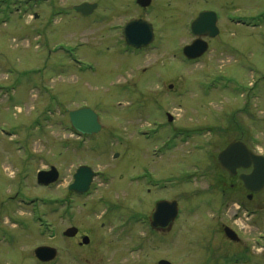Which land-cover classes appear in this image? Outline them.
Wrapping results in <instances>:
<instances>
[{
  "label": "rangeland",
  "instance_id": "obj_1",
  "mask_svg": "<svg viewBox=\"0 0 264 264\" xmlns=\"http://www.w3.org/2000/svg\"><path fill=\"white\" fill-rule=\"evenodd\" d=\"M81 2L97 7L78 15ZM206 10L221 15L219 33L184 62L189 24ZM132 18L153 26L143 50L123 42ZM83 107L101 124L85 139L68 118ZM180 129L199 134L172 140ZM236 138L264 155V0H0V264H49L35 256L41 246L56 251L55 264H215L214 250L231 254L217 264H264V189L238 196L257 215L218 193L216 156ZM82 165L96 176L79 196L67 187ZM51 166L58 180L39 185ZM206 193L218 201L207 206ZM158 198L182 210L168 231L151 233ZM69 226L90 245L66 241Z\"/></svg>",
  "mask_w": 264,
  "mask_h": 264
},
{
  "label": "water",
  "instance_id": "obj_2",
  "mask_svg": "<svg viewBox=\"0 0 264 264\" xmlns=\"http://www.w3.org/2000/svg\"><path fill=\"white\" fill-rule=\"evenodd\" d=\"M151 0H136V4L142 8L150 5ZM96 4L81 3L73 7V10L82 15H88L95 9ZM216 13L213 11H202L191 22L190 30L193 35L200 37L206 35L214 37L218 33L216 26ZM122 36L128 46L140 49L148 46L154 39L153 27L148 21L138 18H132L126 22L122 29ZM207 50V43L197 38L192 43L184 46L182 54L188 59H196ZM168 120L172 117L168 114ZM69 121L71 126L85 134H94L100 131L101 125L98 122L97 114L90 108H80L69 112ZM217 162L220 168L235 174L237 168H248L252 166V171L245 175H240L245 187L252 192H259L264 187V156L253 153L241 142L233 141L228 144L217 155ZM58 171L54 166L48 170H40L37 173V183L39 185L48 186L58 180ZM94 177L93 170L86 166H79L74 174L73 181L68 185V190L83 194L88 191L92 179ZM178 214L176 201L158 200L152 214L151 227L164 228L171 226ZM76 227H69L63 235L72 237L76 234ZM226 236L232 240H237L236 233L229 227L224 228ZM86 242V237L83 238ZM35 256L41 261L52 260L56 251L47 246L37 247L34 251ZM159 264H170L166 260H161Z\"/></svg>",
  "mask_w": 264,
  "mask_h": 264
},
{
  "label": "flooded vegetation",
  "instance_id": "obj_3",
  "mask_svg": "<svg viewBox=\"0 0 264 264\" xmlns=\"http://www.w3.org/2000/svg\"><path fill=\"white\" fill-rule=\"evenodd\" d=\"M74 7V6H73ZM73 7H72V10H73ZM209 11H214L215 13H216V26L218 25V23L220 22V20H221V15L219 14V12L217 11V10H209ZM199 14V13H198ZM197 14V15H198ZM78 15H80V14H78ZM228 18V17H227ZM218 33H219V30H218ZM218 33H217V35H218ZM216 35V36H217ZM216 36H214V37H208V36H206V35H201L200 37H197V36H194L193 35V39L188 43V44H190V43H192V41H194L195 39H197V38H200V39H202V40H204L206 43H207V49H208V47H209V41L210 40H212V39H214ZM188 44H185V45H188ZM184 45V46H185ZM183 46V47H184ZM183 47H182V49H183ZM128 49H131L130 47H128ZM181 54H182V51H181ZM196 60V59H195ZM195 60H188V59H186L183 55H182V61H184V62H187V63H191V62H193V61H195ZM168 114V113H167ZM167 114H166V117H167ZM168 119V118H167ZM71 128V125H70V122H69V129ZM72 129V128H71ZM195 129V128H194ZM195 130H197V129H195ZM195 130H190V131H184L183 129H180V130H178L177 132H176V134L174 135V138L172 139V140H175L176 138H178L179 136H180V134H182V137H181V139L182 140H186V139H189V138H194L195 136H198V132L197 131H195ZM78 135V137H80V138H83V139H85V138H87V137H91V136H93L94 134H80V133H78L77 134ZM233 141H238V142H241V143H243V141H242V139L241 138H236V139H234ZM173 142V141H172ZM172 142L170 143V144H172ZM232 142V141H231ZM252 142V141H251ZM244 145H245V143H243ZM228 145V144H227ZM226 145V146H227ZM251 145L252 146H254V144L253 143H251ZM165 146H168V143H166L165 142ZM225 146V147H226ZM224 147V148H225ZM246 147H247V144H246ZM223 148V149H224ZM248 148V147H247ZM251 150V149H250ZM253 150V152L254 153H256V154H259V152H257V151H254V148L252 149ZM218 155V154H217ZM216 161H217V156H216ZM217 164H218V162H217ZM219 167V166H218ZM220 168V167H219ZM146 169V168H145ZM221 169V168H220ZM221 171H223V176L221 175V176H219V186H220V188L221 189H219V192L218 193H220L221 195H223V196H229V198L230 199H233V202L238 206V208H240V210H244L245 212H249V213H251V214H253V215H257V214H259V208L258 207H252V206H248V204L246 203V202H243L242 200H239L238 199V196H239V193H240V191H244V197L247 199V201H249V200H251L252 199V197L255 195V194H258L259 192H252V191H250V190H248L246 187H245V185H244V183H243V181L241 180V178H240V175H242V174H245V175H247V174H249L251 171H252V166H250V167H248V168H237L236 169V172H235V174H230L229 172H227V171H225V170H223V169H221ZM147 174H144L145 175V177H146V179L144 178V177H142V179L141 180H143V179H145L146 180V183L148 182V181H150V180H152V177H153V172L151 173V171L150 170H148L147 169ZM143 175V176H144ZM136 178L138 179V177H134L133 178V181H137L136 180ZM153 186H155L154 188H156L157 187V189H162V188H164V182H163V179L162 178H159V179H157V181H155L154 183H153ZM264 189V188H263ZM262 189V190H263ZM150 190H151V188H147V192L149 191L150 192ZM261 190V191H262ZM260 191V192H261ZM71 192V191H70ZM73 194H76V193H74V192H72ZM87 194V193H86ZM207 195H209L210 196V198L212 199H210V201H208L207 203H206V205L207 206H210L211 204H212V202H213V204L215 203V202H217L218 201V199H219V197H218V195H216V197L214 196V194H210V193H206ZM76 195H79V194H76ZM83 195H85V194H83ZM83 195H79V196H83ZM235 197V198H234ZM161 199H163V198H158L157 200H155L154 201V203H153V210L151 211V213H150V215L147 217L148 218V225H149V229H150V231H151V233H164V232H166V231H168L169 229H170V226H167V227H164V228H160V227H158V228H152L151 227V221H152V214H153V211H154V208H155V203L158 201V200H161ZM164 200H167V199H164ZM170 201H174V200H170ZM176 202H177V207H178V215L181 213V207H180V204H179V200H176ZM226 205V204H225ZM193 209V208H192ZM192 209H187V211H189V212H192L191 210ZM216 209H218V212L221 214L222 212L220 211L221 209H222V206L220 207H217ZM251 209V210H250ZM217 212V213H218ZM218 213V214H219ZM178 215H177V217H178ZM132 219L133 220H135L136 218L135 217H132ZM69 227H74V226H69ZM68 227V228H69ZM225 227H229L230 229H232L235 233H237V235L239 236V234H238V230L234 227V226H226V225H223V227L221 228L222 229V232H223V234H224V236L225 237H227L226 236V234H225V232H224V228ZM77 228V227H76ZM67 229V228H66ZM65 229V230H66ZM64 230V231H65ZM64 231H62V236H63V232ZM64 238H65V240L66 241H73L74 243H76L77 244V247L78 248H86V246H89L90 245V243H91V239H90V236L88 235V234H84V233H82V234H80L79 235V230H78V228H77V232H76V234L74 235V236H72V237H65V236H63ZM84 237H86V242H84L83 241V238ZM228 238V237H227ZM228 240H230V241H232V242H235V243H238L239 242V239H237V240H232V239H230V238H228ZM96 248V247H95ZM69 249H70V251L72 250V246L71 247H69ZM97 249V248H96ZM134 250V249H133ZM217 250H214L213 251V254H212V256H211V262H214L215 264H217L218 262L219 263H226L225 261H226V259H227V257L228 256H230L231 254H226V252H224V254L223 253H221V254H217V252H216ZM56 258L57 257H55L53 260H51L50 261V263L49 264H55L56 263ZM75 258H79L78 256H76ZM161 260H164V259H158L157 261H156V264H159V262L161 261ZM208 263V262H207ZM207 263H201V264H207ZM209 264V263H208Z\"/></svg>",
  "mask_w": 264,
  "mask_h": 264
}]
</instances>
